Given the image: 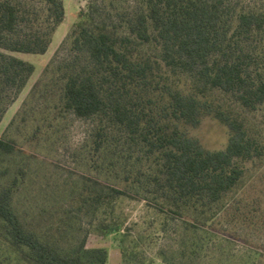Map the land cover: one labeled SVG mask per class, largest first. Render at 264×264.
Wrapping results in <instances>:
<instances>
[{
    "label": "trees",
    "instance_id": "16d2710c",
    "mask_svg": "<svg viewBox=\"0 0 264 264\" xmlns=\"http://www.w3.org/2000/svg\"><path fill=\"white\" fill-rule=\"evenodd\" d=\"M237 1L91 0L79 12L24 106L43 103L32 137L68 115L92 122L97 175L26 219L29 155L0 139V264H106L85 228L120 235L126 264L141 263L123 246V198L189 231L227 218L264 230V201L246 196L247 165H264V130L250 123L264 125V8ZM64 15L63 0H0V122L35 70L12 53L45 54Z\"/></svg>",
    "mask_w": 264,
    "mask_h": 264
},
{
    "label": "rangeland",
    "instance_id": "374dc122",
    "mask_svg": "<svg viewBox=\"0 0 264 264\" xmlns=\"http://www.w3.org/2000/svg\"><path fill=\"white\" fill-rule=\"evenodd\" d=\"M90 1L63 0L64 20L54 32L45 54L12 53L35 68L27 85L0 122V139L13 140L18 149L29 155L25 179L29 187L26 193L18 197L19 209L26 219L37 218L38 212L53 206L58 193H67L65 191L76 188L80 176L97 175L89 152L92 122L68 115L52 128L42 129L36 137H32L35 128L33 122L39 121V108L43 103L34 101L24 106L33 84L60 48L70 28L78 21L79 12L84 11ZM237 4L264 8V0H238ZM250 123L257 130H264L259 116L250 119ZM194 134L202 137L203 131ZM211 134L216 140L217 131ZM246 178V196H258L264 201V165L248 164ZM115 216L121 223L123 246L129 252L135 246L137 262L142 264H186L182 252L192 241L197 243V254L188 264H264V230L258 225L244 227L227 218V221L222 219L220 223L189 231L179 216L173 215L167 219L144 202L127 198L117 201ZM84 231H87V246L107 251L106 264H126L118 248L120 235L102 236L89 228Z\"/></svg>",
    "mask_w": 264,
    "mask_h": 264
}]
</instances>
